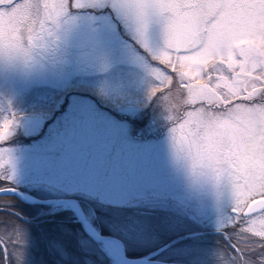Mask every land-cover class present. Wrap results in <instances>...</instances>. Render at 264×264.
<instances>
[{"label":"rangeland","instance_id":"1","mask_svg":"<svg viewBox=\"0 0 264 264\" xmlns=\"http://www.w3.org/2000/svg\"><path fill=\"white\" fill-rule=\"evenodd\" d=\"M37 2L44 7L40 13L29 7ZM126 2L72 0L69 11L68 0L0 5V121L15 114L13 134L2 145L10 149V165L0 152V189L77 201L99 233L121 240L131 258L169 244L158 259L264 264V213L245 221L238 233L231 230L238 218L231 209L252 202L256 189L250 192L187 138L174 149L170 129L147 141L143 130H130L133 120L157 130L141 110L154 86L152 56L164 47L165 34L155 16L141 28L121 7ZM55 40L66 47L64 62L61 54L50 63L39 53ZM158 105L152 98V109ZM5 131L0 126V144ZM225 228L253 252L235 255L213 234L192 237ZM0 264L113 260L63 204L4 195Z\"/></svg>","mask_w":264,"mask_h":264},{"label":"snow or ice","instance_id":"2","mask_svg":"<svg viewBox=\"0 0 264 264\" xmlns=\"http://www.w3.org/2000/svg\"><path fill=\"white\" fill-rule=\"evenodd\" d=\"M29 7L44 10L39 2ZM121 7L141 28L149 16L164 22L149 97L167 113L174 149L187 138L218 158L245 188L256 189L250 201L264 213V0H127ZM14 117L0 121L6 165L10 149L2 145Z\"/></svg>","mask_w":264,"mask_h":264},{"label":"flooded vegetation","instance_id":"3","mask_svg":"<svg viewBox=\"0 0 264 264\" xmlns=\"http://www.w3.org/2000/svg\"><path fill=\"white\" fill-rule=\"evenodd\" d=\"M4 1H17V0H0V5L4 2ZM51 39V37L49 38ZM60 43L58 44V40H55L54 42L52 41L53 45L54 46H50V47H47V46H40L39 47V53L40 54H46L48 56V59H49V62L50 63H54L53 61L55 59H57L58 55H60L62 61L61 62H64L63 60V50L66 48L64 45H63V41L62 40H59ZM73 49L77 48L79 50H81L82 48L80 47H75L73 46L72 47ZM60 62V63H61ZM146 109L145 110H141V112H144L145 113V118L148 120L150 117H152L151 119V123L152 124H155L157 123L158 126H157V130H152L153 128H148L145 124H138V122L134 121V117H132V122L131 123V126H129L131 129V131H137L139 129L143 130L147 135L145 136V140L147 141L149 139L150 136L154 137L155 135H157V133L159 134L158 137L160 136H163L166 132V130H169L170 129V124H169V121L168 119L166 118L167 116V113L166 111L163 109V106L161 105H158V107H156V109H152V98L149 100V102L146 104ZM151 115V116H150ZM155 117V118H154ZM157 137V138H158ZM0 196H4V195H0ZM249 205V204H247ZM246 209L244 206L241 207V208H232L231 209V213L234 214L237 218V221L235 222H232L231 225H234L232 227L231 230H233L232 232H235L238 233L239 232V229H243L244 228V223L245 221H249L251 218H254L256 216H252V215H248L246 214ZM260 214V212H258V215ZM229 228H225V229H222V230H215L213 232L211 231H208V232H199V233H196L194 234L192 237H202L205 239L208 237L207 235H212V236H215L217 237V240L218 242L220 243H223L225 245H227L228 247L231 248V250L233 251V253L235 255H243L244 253H251L253 252L251 249L249 248H246L244 247L243 245H241L239 242L237 241H234L237 239L238 237V234H236V237H234L233 235L230 236V233L228 231ZM243 234V232H241L240 236ZM210 240V239H209ZM164 246H169L168 245H164ZM166 247V248H167ZM160 248V247H159ZM158 248V249H159ZM157 250V249H156ZM155 251V250H154ZM151 253V252H150ZM163 253V251H161L154 259H158V257ZM158 260H161V259H158Z\"/></svg>","mask_w":264,"mask_h":264},{"label":"water","instance_id":"4","mask_svg":"<svg viewBox=\"0 0 264 264\" xmlns=\"http://www.w3.org/2000/svg\"><path fill=\"white\" fill-rule=\"evenodd\" d=\"M0 195H13V196L19 198L20 200H22L24 202L31 203V204H42V205H48L51 203L65 204L66 202L71 200V199H66V198L38 199V198H34L32 196H31L32 199L29 200V199L24 198L21 195V191L18 189H15V188H2V189H0ZM254 203H257V202L252 201L249 203V205L246 209V214L249 215L251 212H258V208L253 207ZM78 221L81 223V225L84 228V230L86 231V233H88L95 240L100 241L101 243H103V241L106 239H111V240H114L116 242H119L123 248L124 262L127 264H181V263H176V262H167V261L154 259L161 251L165 250L167 246H162L159 249H157V250H155V251H153L147 255L131 258V257L127 256L125 249H124L123 242L121 240H119L118 238L113 237V236L103 235L101 233H99L98 236H94L88 230L86 223H85L83 218L78 217Z\"/></svg>","mask_w":264,"mask_h":264},{"label":"bare ground","instance_id":"5","mask_svg":"<svg viewBox=\"0 0 264 264\" xmlns=\"http://www.w3.org/2000/svg\"><path fill=\"white\" fill-rule=\"evenodd\" d=\"M21 195L26 198V199H32L30 195H28L25 192H21ZM66 208L71 209L74 211L78 217H81L84 219L86 226L88 230L94 235L98 236L99 231L93 226V224L88 221L84 215V212L79 205V203L75 200H70L63 204ZM104 250L107 252V254L111 257L113 260V264H127L124 262V253H123V248L122 245L119 242H116L111 239H106L102 243Z\"/></svg>","mask_w":264,"mask_h":264},{"label":"trees","instance_id":"6","mask_svg":"<svg viewBox=\"0 0 264 264\" xmlns=\"http://www.w3.org/2000/svg\"><path fill=\"white\" fill-rule=\"evenodd\" d=\"M56 220V219H55Z\"/></svg>","mask_w":264,"mask_h":264}]
</instances>
